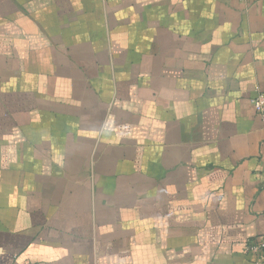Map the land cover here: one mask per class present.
I'll list each match as a JSON object with an SVG mask.
<instances>
[{
  "label": "crops",
  "instance_id": "crops-1",
  "mask_svg": "<svg viewBox=\"0 0 264 264\" xmlns=\"http://www.w3.org/2000/svg\"><path fill=\"white\" fill-rule=\"evenodd\" d=\"M264 0H0V264H257Z\"/></svg>",
  "mask_w": 264,
  "mask_h": 264
},
{
  "label": "built area",
  "instance_id": "built-area-1",
  "mask_svg": "<svg viewBox=\"0 0 264 264\" xmlns=\"http://www.w3.org/2000/svg\"><path fill=\"white\" fill-rule=\"evenodd\" d=\"M252 104L264 122V93L257 92V95L252 99ZM245 251L248 254L258 257L257 264H264V238L249 242Z\"/></svg>",
  "mask_w": 264,
  "mask_h": 264
}]
</instances>
